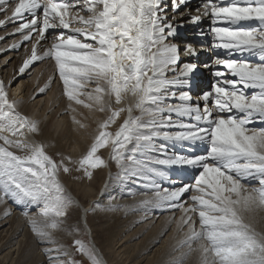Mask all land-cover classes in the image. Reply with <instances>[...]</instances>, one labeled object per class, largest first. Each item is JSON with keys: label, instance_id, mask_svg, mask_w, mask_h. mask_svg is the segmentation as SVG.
<instances>
[{"label": "snow or ice", "instance_id": "snow-or-ice-1", "mask_svg": "<svg viewBox=\"0 0 264 264\" xmlns=\"http://www.w3.org/2000/svg\"><path fill=\"white\" fill-rule=\"evenodd\" d=\"M0 17V28L12 24L9 35L21 37L0 52L32 42L19 74L45 58L54 62L53 76L37 95L45 93L58 74L69 101L67 110L75 111L74 102L109 113L80 161L85 177L91 179V169L107 166L97 153L111 145L112 159L127 167L128 180L153 192L144 204L182 211L177 225L186 229L180 246L187 252L177 264L192 252L201 254L200 264H264V238L243 219L244 212L264 207V0H200L195 8L192 0H0ZM73 22L81 26L66 33ZM186 24L195 26L201 37L210 35L211 48L240 57H216L214 64L228 74L213 70L216 79L196 97L185 89L197 65L182 62L181 54L195 58L199 53L192 44L182 49L172 42ZM49 35L48 47L38 53ZM10 86L0 80V203L22 205L25 216L35 208L41 219L28 222L38 242L55 243L54 233L80 229L79 222L69 224V219L82 205L67 194L58 175L72 169L64 157L57 162L42 144L24 138V130L39 131L38 122L17 111V102L9 99ZM121 114L125 117L118 130L108 131ZM74 123L85 126L75 119ZM157 141L208 147L204 154L168 155L167 143ZM11 148L28 154L17 155ZM150 165L199 172L193 184L169 189L154 178L162 172L146 174ZM253 181L258 187L251 186ZM193 191L196 194L185 197ZM127 194L134 192L129 188ZM188 200L191 204L185 206ZM83 211L86 225L89 209ZM74 244L92 264H100L81 240ZM45 251L50 255L54 250ZM60 264L80 262L70 258Z\"/></svg>", "mask_w": 264, "mask_h": 264}, {"label": "bare ground", "instance_id": "bare-ground-1", "mask_svg": "<svg viewBox=\"0 0 264 264\" xmlns=\"http://www.w3.org/2000/svg\"><path fill=\"white\" fill-rule=\"evenodd\" d=\"M13 28H11V29H13ZM181 28L182 27H180L178 30H181ZM4 31L5 30L0 31V36L2 34H4ZM13 37H15V38H13ZM19 40H21V37L19 35L12 36L11 38H9V40L4 39L2 42H0V49H7L9 45H11L12 43L19 41ZM23 46H24V44H22V46L18 50L4 51V53H8V55L2 57V58H4V61H2L0 59V65H2L0 73L4 72L5 74H7L6 75L7 77H6L5 82H4L5 84H8L9 82H11V85H12L13 82L16 80V78L26 76V74L31 72V70L35 67V65H33L32 67L26 69L24 74H22V75L18 73V69L23 64V62H21L20 59H21V57H23L24 55L27 54V53L25 54V50L23 49ZM28 51L29 50L27 49L26 52H28ZM39 53H40V51H39ZM41 53H42V51H41ZM0 57H1V55H0ZM45 60H46V58H45ZM5 61H6V63H4ZM45 62L46 61H43L42 65H40L39 68H35L34 72H33V74H35V76L33 77V81L31 82V86H32V84H34L36 79H40V85L37 88H32V89L28 88L26 90L27 95H23V91L21 90V86H20V84H18L17 89L14 88L12 90V93L8 92L10 100L11 99L16 100L18 97H19V99L21 97V99L24 100L23 101L24 103L21 102V104H18V106H16V107H17V109H18V107H20L19 109L23 112V115L26 116L27 118H29L30 120L36 121L39 123L42 119V116L45 115L47 112H49L52 115L51 121H48V122L44 121L40 125H38L39 126L38 132L32 133V132H28L27 130H24L25 131V137L24 138L29 140V142L39 143V144L44 145L45 146V147L43 146L44 149L45 148H51V149L57 150L59 153H62L64 148L67 147V149L70 151H73V153L79 152L82 155V153H85L86 151H88L89 147L92 144V140L97 135V132L100 131L99 125L102 122L101 121L102 118H105V116H106L105 114H109V113H107V112L101 113L99 111H96L95 109L90 110L88 108H85L83 105H76L74 102H73V107L75 108V111L74 112L69 111V110H67L69 101L66 102L62 98L63 94H58L57 96H55V99L57 97L62 98V100H64L65 102L63 103L61 100L60 101L61 104L58 103V105H57L58 109L56 111H54L55 113H53L52 110L54 109V107H53V103L51 101L52 100L51 93L54 90V86L52 83H50V87H49L51 89L50 93H48V97L46 99H44V103H43V105H41V98L44 96V94H47V93L45 92L43 94L37 95L38 89H39V87L44 86L45 83H47V81L49 80V77L54 74L53 73L54 70H51V68L54 67V62L51 63L53 66H49L48 68H45L46 64H47ZM48 64H49V62H48ZM10 68L12 69V71H10V73H9ZM16 72L18 73L17 75H15ZM8 73L10 76L8 75ZM38 76H40V77H38ZM57 76H58V74H57ZM54 81H56V80L54 79ZM197 81H198V79L195 78L194 82H197ZM56 83H58V80L56 81ZM58 84H60V83H58ZM9 89H11V87H9L8 90ZM55 95H56V93H55ZM30 98L32 100L34 99L37 101L34 103V105L28 106L25 104V102H27V99H28V102H31ZM59 112H60V114H59ZM48 114H46V115H48ZM62 114H63V116H62ZM135 114H137V113H135ZM58 116H62V118L59 120ZM124 117H125V114H121V116L117 118L116 123H114L110 126L112 133H115V131L118 130V125L123 122ZM74 119L80 121V123L85 125V126L80 127L79 125L74 123ZM257 124H259V123H257ZM57 132H59V135L56 137ZM54 135L56 137L55 139H54ZM11 138L17 139L19 137H11ZM62 142L65 143L64 146H61ZM0 143H3V141H0ZM161 143H167V145H168L171 142L161 141ZM110 149H111V145L105 147V155L106 156L108 154L111 156V154L109 153ZM11 151H12V148H11ZM17 152L22 153L18 150H17ZM45 152H46V154H48L51 157L53 156L52 154L54 153L53 150L47 151L46 149H45ZM167 154L169 155V149H168ZM153 155H155V154H153ZM75 158L78 159V157H75ZM141 158H143V157H141ZM124 164L127 166V165H129V162L125 161ZM110 165H112L115 172H116V170L120 171V170H124V169H126V171H127V167L118 166L114 160L111 163L108 162V166H107L108 169H110ZM153 170H158L159 172L163 173V176L165 175L164 170H161V169L159 170V168H157L156 166H153V165H150V167L144 169V171L148 175H152ZM155 176H158V175H155ZM105 177H106L105 171L102 169L97 174H93L91 179L84 177L82 179V182L80 185H78V184L72 185L71 190H70V188H68L69 189V196H71V195L74 196L76 194L78 199H79L80 205L86 204V206L82 205L81 212L78 211L79 212L78 213L75 208L71 212L70 215H74V216L76 215V217H77L76 221L77 222H79V214H80V217L85 219V213H84L83 209H85V208H87L89 210L92 209V207H91V209L88 207H90L92 202H95L97 200L100 191H101V193H104L107 190L114 188V187H123L124 184L126 183V181H124L122 179L119 180L118 177L113 175L111 181H109L107 186H104L105 185L104 184ZM169 183L171 184L170 181L168 182V184ZM252 184H254V183H252ZM113 185H115V186H113ZM127 185H129V184H127ZM104 187H106V188L103 189ZM130 188L133 190L134 195L128 194V196L134 197L140 193L144 194V196H142L141 199L140 198L134 199V204L137 205L136 210L141 209L140 208L141 205H143V206L148 205V206H146V210L148 211V213L151 211H152V213L153 212L165 213L168 211V210L156 209L153 205H151L150 206L151 208H150L149 204L143 203V201L152 198L153 192L151 190L146 191L144 188H142V187L137 188L136 186H133L132 184H131ZM73 191L75 194L73 193ZM124 193L127 196V193L126 192H124ZM124 193L122 191H120L119 194L124 195ZM147 195H149V196L147 197ZM6 210H7V212H10V214H6ZM10 210H11V207H8L7 204L0 203V264H60V262H61L60 260L65 261V262L68 260V257H64L63 255H62L63 257L59 255L60 260L59 259H51L50 255H51V257H57L58 256L56 254V251H53L50 255L48 253H46V251H45L46 249H53L54 250L55 246L57 244L54 247L50 246L53 243H48L49 247H47V246L42 247V245H39L42 248L37 250L39 252L38 254L36 253V250L35 251L31 250L32 248L37 246V242L36 241L32 242L30 239V238H33V235H35V233L28 232V231H31L29 229L28 230L25 229V231H24V227H25L24 225H25V223L28 224L29 218H32V217L29 216V217H26L25 219H23L22 217H20L21 215L24 214L23 212H22L23 214L21 212L19 213L20 216H18L17 214H16L17 216L16 215L14 216V213L11 212ZM131 213H132V211H131ZM113 214H114V211H104L101 209V210L97 211L96 215L93 217V219H91V215H89L87 217V215H88V213H87V215H86L87 223H86V225L83 224L84 227H86V229L89 230L90 235L95 234V240L94 241H95V244L97 243L96 246H99L102 248V250H105L106 254H107V251L105 249V246L109 241V234L111 233V230H113L114 228H116L118 226V222L112 223L110 227L108 226V225H110V223L114 219ZM33 217H36V216H33ZM122 217L125 218L126 216L123 215ZM40 218H34V219L40 220ZM9 219L10 220L12 219V221H10ZM136 219H137L136 217L128 218V220H126V222L120 224V228H124L127 225H132L133 223H135ZM243 219H244L245 223L249 224L250 228L253 229L254 232H256L258 235H261V236L264 235V207L254 208L251 211L244 212L243 213ZM88 220H89V223H88ZM75 223L76 222H74V224ZM7 224L9 225V227L4 233V230H2L1 228H3V226H5ZM175 225H177V223H175ZM253 225H255V226H253ZM166 226H167V222L163 221L161 223V227L159 226L160 228L159 227L157 228V231H155V229L150 230L149 231L150 234L148 235L147 241L141 245L139 250H143L145 245H150L151 241L156 239L155 235H157L159 232L161 233V231ZM30 227H32V226H30ZM175 228H178V225L175 226ZM254 228L256 230H254ZM80 230H81V226H80V229L78 231H80ZM71 233H73V232L69 231L67 229H65L64 231L56 232V233H54V239L55 238H61L62 235L63 236L64 235H66V236L71 235ZM18 234H19V236L24 235L23 236L24 240L23 241L21 240L19 245L16 244L17 247L16 248L14 247L15 249L12 250V248H13L12 244H13V242H15V238H17ZM179 237H180V235H179ZM100 238H102V242H99ZM183 239H184V237H182V238L180 237L179 241H177L178 239L175 240L174 242H177V243L174 244V242H173L174 245L173 244H172L173 246L171 245L172 249L173 250H181L183 253H184V250L187 251L186 247L180 246V242ZM170 243H172V242H170ZM170 243L168 242V244L166 245L167 249L169 248ZM172 249L169 248V250H172ZM94 251H95L96 255L99 256L102 264H104V261L102 260V258L100 256L101 253H98L97 250H94ZM182 252L178 256L179 258L181 256ZM69 255L71 256V254H69ZM190 255L192 257L190 256L191 258L189 260L184 259L186 261L185 264H200L201 254L199 252H193ZM108 258L111 261V263L114 264V262L111 260V258L109 256H108ZM171 260H173V259H171ZM174 262H176V259ZM108 264H109V262H108ZM153 264H155V263H153Z\"/></svg>", "mask_w": 264, "mask_h": 264}, {"label": "rangeland", "instance_id": "rangeland-1", "mask_svg": "<svg viewBox=\"0 0 264 264\" xmlns=\"http://www.w3.org/2000/svg\"><path fill=\"white\" fill-rule=\"evenodd\" d=\"M41 51H43V50H40V54L43 53V52L41 53ZM0 55H1L0 59L2 61H4V58H2V57L8 55V53H4V51H3L0 53ZM48 60L49 59H47V58H46V60L45 59L42 60V61H46L45 63H47L45 68H48L49 66H53L52 64H48V62H49ZM20 61L23 62L22 58ZM42 61H39V63L34 67V69L39 68L40 65H42V63H43ZM4 63H6V62H4ZM1 67H2V65H0V70H1ZM52 68H51V70H54V67H52ZM10 71H12L11 68L9 69V73H10ZM9 73H8V75H9ZM17 74L18 73L16 72L15 75H17ZM6 75L7 74H5L4 72L0 73V76L2 77L1 80L3 79L2 80L3 82H5V79L7 77ZM34 76H35V74L32 75V73L29 72L26 74V76L16 78V80L12 84L13 86L12 85L10 86L11 87V89H9L10 92H12V90L14 88L17 89L18 84H20L21 90L23 91V95H27L26 90L28 88H30V89L37 88L40 85V79H36L34 84H32V86H31V82L33 81ZM38 77H40V76H38ZM55 80L57 81L56 78H55ZM56 81H54V80L52 81V84L54 86V90L51 93V96H52L51 101H52L53 107H54V109L52 110L53 113H55L54 111H56L58 109V107H57L58 103L61 104L60 101L62 100V98L66 102H68L67 97L64 95L62 82L58 81V83H60V84H58V83H56ZM50 90L51 89L48 88L46 90L47 94H44V96L41 98V105H43L44 99H46L48 97V93H50ZM55 93H56V95H55ZM58 94H63L62 98L57 97L55 99V96H57ZM16 100H15L17 102L16 106H18V104H21V102L24 103L23 102L24 100L21 99V97H20V99L18 97ZM30 100H31V102H28V99H27L28 103L25 102V104L30 106V105H34V103L37 101L34 99L32 100L31 98H30ZM64 100H62L63 103L65 102ZM19 108L20 107H18L17 111L19 113L21 112L20 114L23 115V112ZM48 113L49 112H47L46 114H48ZM46 114L42 116V119L38 123V125H40L44 121H46V122L51 121L52 115L50 113L48 115H46ZM59 114H60V112H59ZM105 115H106L105 118H102V120H101L102 122L107 118V115H109V114H105ZM62 116H63V114H62ZM62 116H58V119L60 120L62 118ZM110 126L108 128L109 130L108 129L107 130L111 132ZM32 133H34V132H32ZM98 133H99V131L97 132V135H98ZM58 135H59V132L56 133V137ZM56 137L54 135V139ZM12 139H14V138H12ZM94 140H95V138L92 140V143L94 142ZM157 143H161V141H159V142L157 141ZM0 144H2V143H0ZM64 145H65V143L62 142L61 146H64ZM45 149L47 151H50V150L54 151L55 154L54 153L52 154L53 155L52 158H54L57 162H59L60 159L62 157H64L65 158V164L69 168L72 169L70 174H65L62 171H60L61 183L64 185L65 189L67 190V194L69 195V189L68 188H70V190H71L72 185H76V184L80 185L82 182V179L85 177L83 169H80V161L86 156L90 147H89L88 151H86L85 153H82V155L79 152L73 153V151L68 150L67 147L64 148L62 153H59L57 150L51 149V148H45ZM12 151L15 154L21 155V156H25L28 154L27 152L18 153L17 149H15V148L14 149L12 148ZM109 153L111 154V149L109 150ZM97 155H99L103 158V160L106 162L107 166H108V162L111 163L113 161L112 156H110L109 154L107 156L105 155V148L100 149L98 151ZM75 157H78V159H76ZM107 166H101V167L96 168V169H91L92 175L97 174L100 170L103 169L105 171V175H106V177L104 179V184H105L104 186H107L109 181H111L113 175L118 177L119 180L122 179V180L126 181V183L124 184V186L125 185L126 186L125 187L124 186L123 187H114V188L107 190L104 193H101V191H100L97 200L95 202H92L90 207H88L90 209L92 207V209L89 210L88 215H87V217L89 215H91V219H93V217L96 215L97 211H99L101 209L104 211H114V214H113L114 219L112 220V222L108 226L110 227L111 224L114 222H116V223L118 222V226L116 228H114L113 230H111V233L109 234V241L105 246L107 254H106L105 250H102L101 247L96 246L97 243L95 244V241H94L95 240V234H91L89 236L88 231H86L87 229L83 225H82L83 227H81L80 231H75V232L71 233V235H67V236L62 235L61 238H55V243H53L50 246L54 247L57 244L55 246L54 251L56 249H60L61 252H63V251L67 252L68 254H71V256L68 255V256H64V257H68V259L72 258L76 261H79L80 264H92V261L88 258L87 255L76 251L74 241L77 239L81 240L83 242L85 248H87L89 250H90V247L93 245L94 249L97 250L99 253H101L100 256H101L102 260L104 261V264H108V262H109V264H112L111 261L109 260L108 256L111 258V260L114 262V264H153V263H155V264H177V260L178 259L180 260L182 257V254H181L180 258L178 257L182 251L181 250H173L172 246L175 243H177V242H174L175 240L178 239L177 241H179L180 237L181 238L184 237V234L186 231V229H180L179 227L175 228V223H177L180 220V217L183 215V213H181L182 211L175 210V211H167L165 213H163V212H158V213L153 212L152 213V211H151L148 213V211L146 210V206H148V205H146V206L141 205V207H140L141 209L138 208L139 210H136L137 205L134 204V199H136V198L141 199L142 196H144V194L140 193L134 197L128 196V194L126 196L124 192L127 193V190L130 188L131 184L133 186H135L134 183H131L128 180V175H127L126 169L120 170V171L116 170V172H115L112 165H110V169H108ZM153 166H156L157 168H159L157 165H153ZM85 167H87V165H85ZM77 169H79V170H77ZM159 170H160V168H159ZM247 182L248 181H242V183H244V184ZM252 183H254L253 186L258 187V184L255 181H253ZM127 184H129V185H127ZM113 186H115V185H113ZM245 187H249V185L245 184ZM105 188L106 187H104L103 189H105ZM120 191H122L125 196L120 195L119 194ZM73 193H74V191H73ZM194 194H196V193L194 192ZM148 196L149 195H147V197ZM71 197L73 198L72 195H71ZM74 198L79 202V199H78L76 194L74 195ZM82 205L86 206V204H82ZM151 205L152 204H149V207ZM75 209L77 210V212L79 211L77 207H75ZM10 211L14 213V216L16 214L18 216H20L19 213L23 212V211L19 212L18 210L14 211V209H11ZM131 211H132V213H131ZM79 212H81V211H79ZM123 215H125L126 217L123 218L122 217ZM29 216H31L32 218H40V216L38 215V212L35 208H33L29 212ZM29 216H25L23 214L20 217L25 219L26 217H29ZM33 216H36V217H33ZM130 217H136L137 218L135 223H133L132 225H127L124 228H120V224L126 222V220H128V218H130ZM76 220H77L76 215L75 216L70 215L69 224H74V222L77 223ZM10 221H12V219ZM163 221L167 222V226L161 231V233L159 232L157 235H155L156 239L151 241L150 245H145V247H144L145 250L144 249L139 250L141 245L147 241L148 235L150 234L149 231L153 230V229H155V231H157V228L159 226L161 227V223ZM79 223H80V214H79ZM88 223H89V220H88ZM80 225H81V223H80ZM24 226L26 227V228L24 227V231H25V229L26 230L29 229L32 231V227H30L31 225L29 223L28 224L25 223ZM253 226H255V225H253ZM8 227H9V225L7 224V225L3 226V228H1V229L4 230V233H5V231L8 229ZM254 230H256V229L254 228ZM31 231H28V232L34 233L33 231L32 232ZM179 235H180V237H179ZM18 236H19V234L17 235V238H15V242H13V244H12V247H13L12 250L17 247L16 244L19 245L21 240L22 241L24 240L23 239L24 235L19 236V237ZM262 237L264 238V235H262V236L258 235V238H262ZM91 238H92V245H91ZM30 239L32 242L33 241L37 242V246L31 249L34 251L36 250L37 254L39 253L37 251L38 249H40L44 246L49 247L48 243L42 244V243L38 242L37 236H35V235H33V238H30ZM99 242H102V238L99 239ZM168 242L169 243L172 242V243H170L169 248L172 249L173 251L169 250V248L167 249L166 245L168 244ZM173 242H174V244H173ZM39 245H42V247ZM184 252H187V251L184 250ZM56 254L59 256V253L57 251H56ZM60 256H62V255H60ZM190 256L191 255L187 256V258H185V260L186 259L189 260L192 257V256L191 257ZM97 258H98L100 264H102L99 256H97ZM171 259H173V260H171ZM175 259H176V262H174ZM185 260L183 261L184 262L183 264L186 263ZM60 261H62V260H60Z\"/></svg>", "mask_w": 264, "mask_h": 264}]
</instances>
